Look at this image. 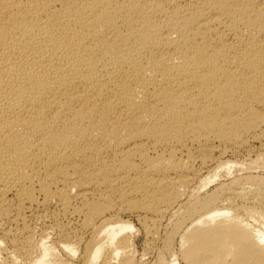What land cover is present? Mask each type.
I'll return each mask as SVG.
<instances>
[{
    "label": "bare ground",
    "instance_id": "obj_1",
    "mask_svg": "<svg viewBox=\"0 0 264 264\" xmlns=\"http://www.w3.org/2000/svg\"><path fill=\"white\" fill-rule=\"evenodd\" d=\"M0 264H264V0H0Z\"/></svg>",
    "mask_w": 264,
    "mask_h": 264
},
{
    "label": "rangeland",
    "instance_id": "obj_2",
    "mask_svg": "<svg viewBox=\"0 0 264 264\" xmlns=\"http://www.w3.org/2000/svg\"><path fill=\"white\" fill-rule=\"evenodd\" d=\"M135 224H136V223H135ZM136 226H137V224H136ZM142 239H143V240H142ZM139 241H140V242H138L139 245L137 244V252L140 251V252L138 253V257H139V259H140V258H141V259L143 258V259H146L147 261L152 260L153 258H150V257H152V256H143V255L146 254V253H145V249L148 250V249L146 248L147 246H146V243H145V241H144V238H143V237L140 238ZM140 243H141V244H140ZM144 243H145V246H144ZM140 245H142V246H140ZM143 246H144V247H143ZM142 247L144 248V250H143ZM160 247H161V246H160ZM160 247H157V248L159 249ZM157 248H156V249H157ZM158 249H157V250H158ZM138 250H139V251H138ZM142 250H143V251H142ZM141 253H142V254H141ZM141 255H142L143 257H142ZM144 257H145V258H144ZM146 257H148V258H146ZM143 261H144V260H143Z\"/></svg>",
    "mask_w": 264,
    "mask_h": 264
}]
</instances>
